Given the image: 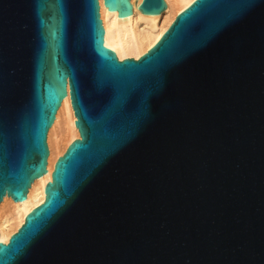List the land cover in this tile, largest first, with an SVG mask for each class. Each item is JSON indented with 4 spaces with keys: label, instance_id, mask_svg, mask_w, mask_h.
<instances>
[{
    "label": "water",
    "instance_id": "1",
    "mask_svg": "<svg viewBox=\"0 0 264 264\" xmlns=\"http://www.w3.org/2000/svg\"><path fill=\"white\" fill-rule=\"evenodd\" d=\"M105 31L101 0H0V203L45 176L67 90L81 135L0 264H264V0H195L139 59Z\"/></svg>",
    "mask_w": 264,
    "mask_h": 264
},
{
    "label": "bare ground",
    "instance_id": "2",
    "mask_svg": "<svg viewBox=\"0 0 264 264\" xmlns=\"http://www.w3.org/2000/svg\"><path fill=\"white\" fill-rule=\"evenodd\" d=\"M143 0H134V11L130 16L120 15L117 9L101 0L105 46L114 50L120 60L139 59L161 40L177 16L195 0H166V10L161 14L144 13L140 9ZM77 117L72 105L70 90L64 97L55 124L51 129L49 168L45 176L36 178L27 200L15 201L7 197L0 203V242L8 243L25 223L29 213L44 203L46 186L58 159L64 155L73 141L81 138L76 125Z\"/></svg>",
    "mask_w": 264,
    "mask_h": 264
}]
</instances>
